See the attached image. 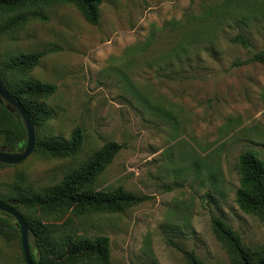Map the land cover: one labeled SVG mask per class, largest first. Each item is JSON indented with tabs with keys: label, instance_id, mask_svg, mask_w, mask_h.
Here are the masks:
<instances>
[{
	"label": "rangeland",
	"instance_id": "1",
	"mask_svg": "<svg viewBox=\"0 0 264 264\" xmlns=\"http://www.w3.org/2000/svg\"><path fill=\"white\" fill-rule=\"evenodd\" d=\"M41 10L45 19L0 32V66L15 53L47 49L28 75L56 86L40 134L68 139L79 128L82 145L68 158L33 150L0 165V198L16 195L20 178L27 192L52 186L116 142L121 149L97 190L122 187L147 199L74 227L109 239V264H187L181 246L203 264H230L212 217L261 247L264 221L236 205L235 190L242 152L264 162V61L238 65L264 52V0H101L97 25L71 5ZM240 35L248 47L231 42ZM20 211L46 222L36 209ZM0 264H24L15 237L0 236Z\"/></svg>",
	"mask_w": 264,
	"mask_h": 264
},
{
	"label": "trees",
	"instance_id": "2",
	"mask_svg": "<svg viewBox=\"0 0 264 264\" xmlns=\"http://www.w3.org/2000/svg\"><path fill=\"white\" fill-rule=\"evenodd\" d=\"M101 0H0V14L6 15L0 32L9 33L18 29L27 19H45L41 9L54 4L73 6L86 22L97 25ZM243 47L249 41L243 35L231 40ZM47 49L32 53H15L6 58L0 66V81L6 90L22 105L32 118L36 130L34 151L48 158H68L74 156L82 145L83 134L75 128L68 139L50 138L41 135L40 129L52 117V110L45 104L56 86L30 78L29 73L38 65ZM254 61H264V52L238 65ZM152 107L151 105H149ZM0 135L7 141L4 150L22 151L26 136L23 123L16 112L0 102ZM121 145L108 142L93 152L79 168L66 172L60 181L35 192H27L19 179L16 195L0 198V201L16 200V211L28 224L35 237L36 254H32L35 264H109V239L105 236L78 234L74 227L76 220L97 213H117L142 203L147 198L117 187L112 190H97L99 176L112 162ZM4 165V164H0ZM238 187L235 190V203L245 213L257 216L264 221V162L253 151H244L238 157ZM215 181L214 186H217ZM36 209L43 220H29L20 208ZM0 236L6 241L15 237L21 246L20 229L14 218L0 212ZM63 218L61 225L47 222L48 218ZM215 238L223 245L230 258V264H264V244L258 248L246 246L241 236L219 217L211 218ZM62 228V229H61ZM182 251L187 264H203L193 251ZM23 255V250H22ZM23 262L24 255H23Z\"/></svg>",
	"mask_w": 264,
	"mask_h": 264
},
{
	"label": "water",
	"instance_id": "3",
	"mask_svg": "<svg viewBox=\"0 0 264 264\" xmlns=\"http://www.w3.org/2000/svg\"><path fill=\"white\" fill-rule=\"evenodd\" d=\"M0 102L6 103V108L14 113L16 112L20 117L26 136L25 147L22 151H9L0 149V164L15 165L25 160L31 152H33L36 144V130L35 125L29 113L22 107V105L6 90L0 81ZM17 204L16 200H8L7 202L0 201V212L11 215L15 224L20 229L21 246L23 250L24 260L26 264H35L32 254H36L35 237L30 232L28 224L24 218L16 211L14 206Z\"/></svg>",
	"mask_w": 264,
	"mask_h": 264
}]
</instances>
